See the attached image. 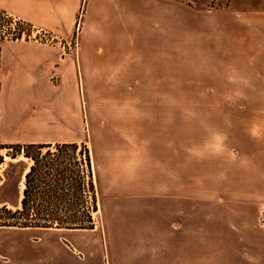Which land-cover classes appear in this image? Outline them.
Wrapping results in <instances>:
<instances>
[{
  "label": "rangeland",
  "instance_id": "1",
  "mask_svg": "<svg viewBox=\"0 0 264 264\" xmlns=\"http://www.w3.org/2000/svg\"><path fill=\"white\" fill-rule=\"evenodd\" d=\"M181 1L197 8L198 0ZM179 22H169L172 34L157 22L156 35L141 36L140 51L111 52L109 61L96 52L102 61L84 73L88 83H79L87 144L77 155L87 176L83 205L94 228H0V264L264 263V206L255 207L256 217L251 204L238 201L239 191L258 194L264 181L240 179L244 165L230 161V114L244 101L207 97L212 90L197 84V52L175 26ZM77 34L68 41L79 43ZM6 123L0 124V143L25 138ZM13 152L2 150L0 204L15 211L26 173L22 156L8 155Z\"/></svg>",
  "mask_w": 264,
  "mask_h": 264
},
{
  "label": "crops",
  "instance_id": "2",
  "mask_svg": "<svg viewBox=\"0 0 264 264\" xmlns=\"http://www.w3.org/2000/svg\"><path fill=\"white\" fill-rule=\"evenodd\" d=\"M204 2L198 0L194 11L181 0H0V15L18 17L65 40L76 36L78 18L84 10L83 27L77 34L80 42L68 50L28 41L2 44L1 126L6 121L9 128L25 133V138L14 142L52 144L43 154L55 152L57 143L86 145L81 137L80 84L89 82L84 73H92L102 61L95 53L101 51L109 61L113 59L111 52L140 51L141 36L156 35L157 22L172 34L175 32L169 22L180 20L175 26H180L181 35L197 52V84L212 90L207 97L244 101L230 114L235 118V123L229 124V143L234 148L230 161L244 165L240 179L264 181V0H225L219 7L205 6ZM68 99H72V108ZM56 160L51 156L37 163V174L30 183L38 199L49 190L59 164V170L68 175L66 168L71 164ZM22 162L26 180L36 163L24 155ZM82 175L86 192L87 176ZM232 190L237 193L231 187V194ZM238 197L239 202L253 206L257 217L255 207L261 210L264 206V184L260 193L250 196L244 190Z\"/></svg>",
  "mask_w": 264,
  "mask_h": 264
},
{
  "label": "trees",
  "instance_id": "3",
  "mask_svg": "<svg viewBox=\"0 0 264 264\" xmlns=\"http://www.w3.org/2000/svg\"><path fill=\"white\" fill-rule=\"evenodd\" d=\"M52 144L36 143H0V167L5 164V156L2 150L11 149L14 152L8 153L13 159L22 155L35 161V165L26 175V188L23 191L21 208L13 211L8 204H0V228L17 227L25 229H70L87 230L94 228V220L91 212L86 211L84 207L85 192L83 175L81 168L82 162L77 155L79 145L77 143H57L55 152L51 150L43 154V149L51 147ZM51 156L56 157V161H68L71 168H66L67 176L63 174L65 170H59L56 167L53 180L49 184V190L43 197H37L36 190H31V177L37 174V163L40 159H46ZM90 189L93 192L94 211L98 210L97 197L95 194L93 174L91 169V158L87 155ZM53 165V164H51ZM2 177L0 176V182Z\"/></svg>",
  "mask_w": 264,
  "mask_h": 264
},
{
  "label": "built area",
  "instance_id": "4",
  "mask_svg": "<svg viewBox=\"0 0 264 264\" xmlns=\"http://www.w3.org/2000/svg\"><path fill=\"white\" fill-rule=\"evenodd\" d=\"M83 16V11L79 17V23L77 29H80V21ZM9 41H28L44 43L48 45H58L64 50H68L71 46L76 43H71V41L62 39L50 31L34 27L30 23L14 17L8 14L0 15V48L3 43Z\"/></svg>",
  "mask_w": 264,
  "mask_h": 264
},
{
  "label": "bare ground",
  "instance_id": "5",
  "mask_svg": "<svg viewBox=\"0 0 264 264\" xmlns=\"http://www.w3.org/2000/svg\"><path fill=\"white\" fill-rule=\"evenodd\" d=\"M22 185H23L22 189H24V181H23V184ZM22 197H23V195H21V199H22Z\"/></svg>",
  "mask_w": 264,
  "mask_h": 264
}]
</instances>
